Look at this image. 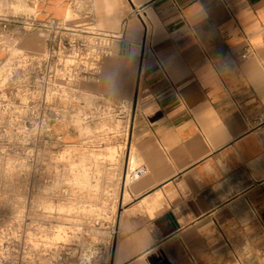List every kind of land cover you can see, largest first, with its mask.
<instances>
[{
	"label": "crops",
	"instance_id": "0c3cea01",
	"mask_svg": "<svg viewBox=\"0 0 264 264\" xmlns=\"http://www.w3.org/2000/svg\"><path fill=\"white\" fill-rule=\"evenodd\" d=\"M52 4L36 16L116 36L86 103L135 104L122 162L147 172L121 185L108 264H264V0Z\"/></svg>",
	"mask_w": 264,
	"mask_h": 264
},
{
	"label": "rangeland",
	"instance_id": "374dc122",
	"mask_svg": "<svg viewBox=\"0 0 264 264\" xmlns=\"http://www.w3.org/2000/svg\"><path fill=\"white\" fill-rule=\"evenodd\" d=\"M39 8V0H0V14H38ZM44 46L40 34L28 32L5 60L0 51V264H78L84 258L108 264L121 185L136 163L122 162L125 135H100L102 126L66 115L64 102L41 104L46 119L41 116L38 129L35 105L19 101L17 66L6 68L16 47L40 52ZM49 108L56 117L48 119ZM65 120L76 126L77 138L57 134Z\"/></svg>",
	"mask_w": 264,
	"mask_h": 264
},
{
	"label": "built area",
	"instance_id": "2783aa9c",
	"mask_svg": "<svg viewBox=\"0 0 264 264\" xmlns=\"http://www.w3.org/2000/svg\"><path fill=\"white\" fill-rule=\"evenodd\" d=\"M82 18L73 22L65 17L38 18L33 13L0 14L2 59L5 60V57L8 58L9 53L13 52L12 47L17 38L28 32H37L45 44L43 50L32 52L23 47H16L15 60L10 62L6 69L9 72L14 65L17 66L18 85L23 87L19 101L32 102L35 105L32 117L37 122L38 129L41 116L44 115L46 119L45 110L41 108L42 103L64 102L66 115L72 112L70 104L76 103L77 114L82 124L96 123L102 126L98 127L101 128L98 130L100 135H125L127 140L128 132L126 127L122 126L125 124L119 119L135 111L134 103L124 100L112 102L98 98L87 104L86 99L81 96L82 83L97 79L102 59L111 54V45L116 38L115 34L96 28L88 17ZM244 50L251 53L254 48L247 42ZM47 110L48 119L57 116L56 110L50 108ZM113 120L119 121L115 130L110 129ZM46 131L55 133L50 126H46ZM146 172L147 168L144 165L133 166L129 170L126 169L124 180L130 182ZM78 264L96 263L84 258Z\"/></svg>",
	"mask_w": 264,
	"mask_h": 264
},
{
	"label": "bare ground",
	"instance_id": "6f19581e",
	"mask_svg": "<svg viewBox=\"0 0 264 264\" xmlns=\"http://www.w3.org/2000/svg\"><path fill=\"white\" fill-rule=\"evenodd\" d=\"M80 181V180H79Z\"/></svg>",
	"mask_w": 264,
	"mask_h": 264
}]
</instances>
